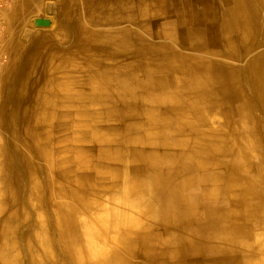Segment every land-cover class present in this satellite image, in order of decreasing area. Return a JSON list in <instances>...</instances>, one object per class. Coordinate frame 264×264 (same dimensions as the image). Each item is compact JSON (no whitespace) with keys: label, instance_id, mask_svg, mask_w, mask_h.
I'll list each match as a JSON object with an SVG mask.
<instances>
[{"label":"bare ground","instance_id":"6f19581e","mask_svg":"<svg viewBox=\"0 0 264 264\" xmlns=\"http://www.w3.org/2000/svg\"><path fill=\"white\" fill-rule=\"evenodd\" d=\"M262 185L264 0H0V264H264Z\"/></svg>","mask_w":264,"mask_h":264},{"label":"crops","instance_id":"0c3cea01","mask_svg":"<svg viewBox=\"0 0 264 264\" xmlns=\"http://www.w3.org/2000/svg\"><path fill=\"white\" fill-rule=\"evenodd\" d=\"M4 60L6 61L7 59L4 58ZM244 151H247L246 149ZM255 158L252 160L254 162ZM258 160V159H256ZM264 185H262L263 188ZM261 204H263L264 201V190L262 189L261 191V197H260ZM264 205V204H263ZM261 226V223L258 221V219L255 218L254 221H249V220H244L242 221L240 224L235 225L236 230L241 231L243 230L244 233H247L248 235H253V236H257L258 234H256V231L259 229L258 227ZM245 230V231H244ZM251 255L256 254V251L253 250L252 253H249Z\"/></svg>","mask_w":264,"mask_h":264}]
</instances>
